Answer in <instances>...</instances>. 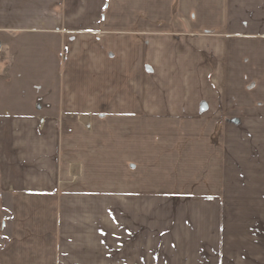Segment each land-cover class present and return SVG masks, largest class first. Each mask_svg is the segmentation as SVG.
<instances>
[{
  "label": "crops",
  "instance_id": "obj_1",
  "mask_svg": "<svg viewBox=\"0 0 264 264\" xmlns=\"http://www.w3.org/2000/svg\"><path fill=\"white\" fill-rule=\"evenodd\" d=\"M0 264H264V0H0Z\"/></svg>",
  "mask_w": 264,
  "mask_h": 264
},
{
  "label": "rangeland",
  "instance_id": "obj_2",
  "mask_svg": "<svg viewBox=\"0 0 264 264\" xmlns=\"http://www.w3.org/2000/svg\"><path fill=\"white\" fill-rule=\"evenodd\" d=\"M256 168H258L257 166H256ZM259 169V168H258ZM260 170H262V169H260Z\"/></svg>",
  "mask_w": 264,
  "mask_h": 264
}]
</instances>
